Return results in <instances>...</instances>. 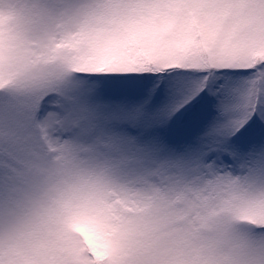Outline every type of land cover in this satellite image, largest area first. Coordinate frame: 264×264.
I'll return each instance as SVG.
<instances>
[{"label":"snow or ice","instance_id":"6c2138e0","mask_svg":"<svg viewBox=\"0 0 264 264\" xmlns=\"http://www.w3.org/2000/svg\"><path fill=\"white\" fill-rule=\"evenodd\" d=\"M0 264H264V0H0Z\"/></svg>","mask_w":264,"mask_h":264}]
</instances>
